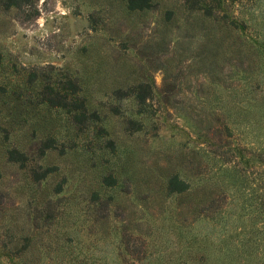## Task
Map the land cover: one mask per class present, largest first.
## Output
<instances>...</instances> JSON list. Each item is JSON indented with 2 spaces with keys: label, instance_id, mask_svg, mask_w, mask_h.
Masks as SVG:
<instances>
[{
  "label": "rangeland",
  "instance_id": "374dc122",
  "mask_svg": "<svg viewBox=\"0 0 264 264\" xmlns=\"http://www.w3.org/2000/svg\"><path fill=\"white\" fill-rule=\"evenodd\" d=\"M133 5L0 0V264H264V0Z\"/></svg>",
  "mask_w": 264,
  "mask_h": 264
},
{
  "label": "trees",
  "instance_id": "16d2710c",
  "mask_svg": "<svg viewBox=\"0 0 264 264\" xmlns=\"http://www.w3.org/2000/svg\"><path fill=\"white\" fill-rule=\"evenodd\" d=\"M135 1H137V0H129V5H130L129 7L130 8L136 7L135 5H133V3ZM141 6H143V5H140L139 7H141ZM237 61L241 62L242 60L240 58H238ZM237 69H240L244 73L243 74L244 78H248V81L249 80L252 81L251 78H249V77L254 72L253 66L249 65V63H248V65H245V66L240 65V68H237ZM255 88H256V86H255ZM139 97L142 98V92H141V94H139ZM263 152H264V150H263ZM261 155H264V153L258 154V156H261ZM167 183L169 185L170 190H173L176 192H181L185 188V183L178 180V178L175 175L170 176Z\"/></svg>",
  "mask_w": 264,
  "mask_h": 264
}]
</instances>
